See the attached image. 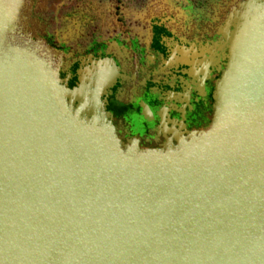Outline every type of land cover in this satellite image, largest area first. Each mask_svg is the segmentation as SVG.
<instances>
[{
	"label": "water",
	"instance_id": "95a60500",
	"mask_svg": "<svg viewBox=\"0 0 264 264\" xmlns=\"http://www.w3.org/2000/svg\"><path fill=\"white\" fill-rule=\"evenodd\" d=\"M45 0H0V264H264V22L242 23L209 124L118 138L107 59L77 71Z\"/></svg>",
	"mask_w": 264,
	"mask_h": 264
},
{
	"label": "flooded vegetation",
	"instance_id": "af4514ba",
	"mask_svg": "<svg viewBox=\"0 0 264 264\" xmlns=\"http://www.w3.org/2000/svg\"><path fill=\"white\" fill-rule=\"evenodd\" d=\"M41 12L47 40L71 53L67 87L107 59L115 81L102 101L116 134L153 151L209 124L235 32L264 22V0H50Z\"/></svg>",
	"mask_w": 264,
	"mask_h": 264
}]
</instances>
